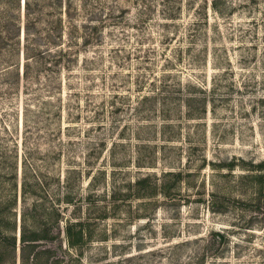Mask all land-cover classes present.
<instances>
[{
  "label": "rangeland",
  "instance_id": "374dc122",
  "mask_svg": "<svg viewBox=\"0 0 264 264\" xmlns=\"http://www.w3.org/2000/svg\"><path fill=\"white\" fill-rule=\"evenodd\" d=\"M210 1L90 0L113 7L115 23L61 73L60 116L24 130L35 99L0 97V225L16 238L14 249L0 240V264H20L22 227L58 235L25 249L31 261L50 247L40 264H264V0H222L215 12ZM199 15L207 20L193 26ZM151 82L167 103L136 115ZM205 92L206 111L189 118L184 96ZM26 114L27 126L44 118ZM78 168L111 207L67 250L60 217L44 208L62 211L63 179L77 190ZM24 177L37 195L23 194Z\"/></svg>",
  "mask_w": 264,
  "mask_h": 264
},
{
  "label": "trees",
  "instance_id": "16d2710c",
  "mask_svg": "<svg viewBox=\"0 0 264 264\" xmlns=\"http://www.w3.org/2000/svg\"><path fill=\"white\" fill-rule=\"evenodd\" d=\"M17 1H19L17 9L18 6L19 9L22 7L23 17L19 14L16 19H13L10 14L12 13V4L7 0H0V97H9L10 94H13L14 89H17L18 93L20 91L29 94L37 104L32 110L28 108V104H24V130L27 127L34 129H38L40 126L49 127L51 121L56 116H60V103H56L53 96L61 94V73L64 70L71 72L74 69L80 53L85 51V48L96 47L100 44L101 27L105 28V23H112V25L115 23L114 17H112L114 8L102 3L98 10H94L90 0H82L81 3L76 0H24L23 3L21 0ZM220 2L222 0H211L210 8L214 12L219 11L217 7ZM203 9L201 8L200 11L204 13ZM142 13L143 11L140 12V15ZM83 16L85 17L81 18ZM203 18L200 15L195 18L193 26H198L197 24L201 23ZM206 20L205 17L204 21ZM92 60V58H85L84 66H87L88 63L89 65L94 64L95 60ZM85 68L88 69L89 66ZM148 85L151 92H142L137 97L138 106L134 108L133 112L136 115L146 116L156 112V108L145 112L141 108L144 104L149 103L156 106L155 103L162 102V109L167 103V96H164L161 91L155 90L153 82ZM209 98L212 99L206 92L202 96L195 94L184 96L186 115L189 118H194L193 116L204 113ZM29 111L36 116L43 114V120L36 119L32 125L28 124L27 126L25 124L28 121L26 113ZM78 113L75 114L76 117ZM71 117L73 116L71 115ZM102 125L101 122L97 124V126ZM57 143L62 149L64 142L59 139ZM100 144L105 145L101 138ZM76 170L81 174L77 190H72L73 183L66 176L63 179V194L59 198L64 203L62 211L67 209V206H71V213L58 211L54 207L44 208L47 215L55 212L60 217L57 223L62 222V226L58 233L60 236L62 232V240H64L67 250L81 247L91 237V220L105 217L111 207L106 202H102L105 200V196L95 188L94 176L91 171L87 172L88 180L84 187L82 186L83 170L81 168ZM166 173L172 174V172ZM142 182L143 179H137L135 184L139 186ZM34 187H36L35 184L29 183L26 177L22 179L23 194L37 195ZM144 195L146 194H140V196ZM95 213L98 214L95 215ZM2 229L3 227L0 225V235L2 236L0 240L7 241L14 249L15 236L4 233ZM217 234L220 239L223 238L221 233ZM56 236L58 237L50 227L33 230L32 233H28L22 227L19 237L20 264H40V253L50 254L53 250L47 247L38 251L34 253L30 261L24 252L25 249L35 247L37 243L35 241L39 239L46 242L54 241Z\"/></svg>",
  "mask_w": 264,
  "mask_h": 264
},
{
  "label": "water",
  "instance_id": "95a60500",
  "mask_svg": "<svg viewBox=\"0 0 264 264\" xmlns=\"http://www.w3.org/2000/svg\"><path fill=\"white\" fill-rule=\"evenodd\" d=\"M24 0H21V2L23 3Z\"/></svg>",
  "mask_w": 264,
  "mask_h": 264
}]
</instances>
